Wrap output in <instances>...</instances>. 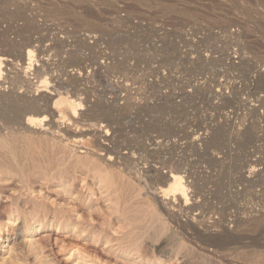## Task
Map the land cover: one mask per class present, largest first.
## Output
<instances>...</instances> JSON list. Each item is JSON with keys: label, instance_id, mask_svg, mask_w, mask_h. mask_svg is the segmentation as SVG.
<instances>
[{"label": "rangeland", "instance_id": "obj_1", "mask_svg": "<svg viewBox=\"0 0 264 264\" xmlns=\"http://www.w3.org/2000/svg\"><path fill=\"white\" fill-rule=\"evenodd\" d=\"M9 1L4 74L64 105L0 126V264H264V0Z\"/></svg>", "mask_w": 264, "mask_h": 264}, {"label": "bare ground", "instance_id": "obj_2", "mask_svg": "<svg viewBox=\"0 0 264 264\" xmlns=\"http://www.w3.org/2000/svg\"><path fill=\"white\" fill-rule=\"evenodd\" d=\"M3 0H0V3H4V2H2ZM6 1V0H5ZM12 1H14V0H12ZM8 2H9V4H10V1L8 0ZM8 2H5L6 4H8ZM91 2V1H90ZM87 3V2H86ZM5 4V5H6ZM8 4V5H9ZM13 4V3H12ZM21 4V3H20ZM82 4V3H81ZM14 5V4H13ZM22 5V4H21ZM51 5V4H50ZM10 6H11V4H10ZM16 6V5H15ZM18 6V5H17ZM56 6V5H55ZM8 7V6H7ZM19 7V6H18ZM25 7V6H24ZM54 7V6H53ZM16 8V7H15ZM22 8H23V6H22ZM21 8V9H22ZM56 8H58V7H55L54 9H56ZM18 8H16V10H17ZM20 9V8H19ZM16 10H15V12H16ZM59 10V9H58ZM64 10V9H63ZM50 11H51V13H52V11H54V10H51L50 9ZM14 12V13H15ZM21 12V11H20ZM55 12V11H54ZM53 12V13H54ZM19 12H18V10H17V15L21 18V19H23L24 17H23V15H19L18 14ZM22 13V12H21ZM62 13H65V12H62V11H57V14H62ZM89 13H91V12H89ZM56 14V13H55ZM65 14H67V13H65ZM91 16V14H88V15H86V16H88V17H90ZM95 15V14H94ZM93 15V13H92V17H96V16H94ZM55 16V15H54ZM17 17V16H16ZM15 17V18H16ZM87 17V18H88ZM92 17H90V18H92ZM14 18V17H13ZM14 18V19H15ZM18 18V17H17ZM19 18V19H20ZM25 19V18H24ZM89 19V18H88ZM93 19V18H92ZM94 19H97V17L96 18H94ZM18 20V19H17ZM86 21H88L89 23L90 22H92V21H90V20H87V19H85ZM100 20V19H99ZM99 20H97V21H99ZM23 21V20H22ZM28 20H26V26L25 27H28L25 31L23 30V33H21V36H22V34H25V32H31V31H35L37 28L34 26V25H30V24H27L28 22H27ZM83 24H86L87 22H82ZM88 23V24H89ZM30 25V26H29ZM100 25H101V23H100ZM89 26H91L90 24H89ZM18 27V26H17ZM91 28H99L98 26H97V24H96V26L95 25H93L92 24V26H91ZM40 31V30H39ZM24 36V35H23ZM25 37V36H24ZM45 38V37H44ZM29 39V38H28ZM41 42V41H40ZM7 43V42H6ZM23 43V42H22ZM80 43V42H79ZM13 44V43H12ZM15 44V43H14ZM14 44H13V46H14ZM11 45V44H10ZM79 45V44H78ZM12 46V45H11ZM17 46H19V45H17ZM20 46H22V45H20ZM32 45H29V44H25L23 47H19V48H15L16 50L18 49V51L19 52H21L22 54L24 53V52H26V55L28 56V59L31 61V62H34V59H35V50L34 49H31L32 47H31ZM80 46V45H79ZM78 46V47H79ZM83 46H84V44H83ZM7 47V46H6ZM16 47V46H15ZM82 47V46H81ZM14 49V48H13ZM79 52V51H78ZM78 56V55H77ZM77 58V57H76ZM37 59V58H36ZM7 59L6 58H4V57H2V55H0V84H2V82L4 83V82H9V84H11L10 85V87L12 86V91L11 90H9V91H7V92H9V93H6V92H2V88L3 87H1V85H0V126L1 127H3L6 131H8L9 133H16V132H20V131H22V129L24 128V129H26V130H28L29 129V131L30 130H38V129H43L45 126H46V123L49 121V118H51V117H53L54 115H55V110L57 109V108H61V107H63L62 106V104H63V101H62V99L61 100H56L55 102H54V107H51V101H52V99L53 98H51V97H49V95L48 96H46L47 94V91H48V89H49V82H48V80L46 79V80H44L43 79V81L41 82V84H39L40 85V87H39V90H40V92L41 93H43L44 92V94H46L45 96H44V94L43 95H37L38 97H35V96H33V97H31V96H29L30 94H31V91H32V87H28V85L30 84H28L27 85V87H28V89L27 90H25V93H23V94H21V93H18V90H19V88H21V84H23L24 82H25V80L23 79V77L21 76V74H18V73H15V74H11V77H10V75H5L4 73V71H3V64H4V61H6ZM72 60V59H71ZM80 61V60H79ZM83 61V60H82ZM76 62V61H75ZM77 63V62H76ZM83 64V63H82ZM30 65V64H29ZM81 65V64H80ZM240 65V64H239ZM35 66V65H34ZM236 66V65H235ZM243 66V65H242ZM10 67V66H9ZM241 67V66H240ZM239 67V68H240ZM4 68H5V66H4ZM30 68V67H29ZM236 68V67H235ZM244 68V67H243ZM243 68H242V70H243ZM36 69V68H35ZM32 70V69H31ZM40 70V69H39ZM39 70H38V72H39ZM241 70V69H240ZM241 70V71H242ZM244 71V70H243ZM246 71V70H245ZM245 71H244V73H245ZM17 72V71H16ZM21 73V72H20ZM8 74V73H7ZM69 76V75H68ZM47 78V77H46ZM54 80V79H53ZM71 80H72V78H71ZM31 81V80H30ZM39 81V80H38ZM264 81V80H263ZM72 82V81H71ZM70 82V83H71ZM26 83V82H25ZM57 83V82H56ZM73 83V82H72ZM74 83H75V81H74ZM263 83V82H262ZM77 84V83H76ZM4 85H5V83H4ZM69 87V86H68ZM58 88V87H57ZM37 89V88H36ZM11 91V92H10ZM35 92V91H34ZM53 94V93H52ZM52 96V95H51ZM80 98V97H79ZM168 99V98H167ZM264 99V98H263ZM78 100V99H77ZM229 101H231L232 102V100L230 99ZM67 102V101H66ZM80 102V101H79ZM65 103V102H64ZM230 103V102H229ZM232 104V103H231ZM231 104H229V105H231ZM64 105V104H63ZM72 105H73V108L72 109H70V110H72L73 111V113H74V117H75V114L77 115L78 114V111L81 109L80 107H81V103H78L77 101H76V99L75 100H73L72 101ZM83 105V104H82ZM98 107V106H97ZM230 107V106H229ZM80 108V109H79ZM69 109V108H68ZM66 110V109H65ZM65 112V111H64ZM69 113V112H68ZM252 113V112H251ZM71 115V114H70ZM105 115V114H104ZM255 117V116H254ZM89 120V119H88ZM113 120V119H112ZM73 121V120H72ZM77 122V121H76ZM86 122V121H85ZM115 122V121H114ZM80 124V123H79ZM78 124V125H79ZM74 125V124H73ZM0 127V128H1ZM79 127V126H78ZM72 128V127H71ZM98 128V127H97ZM104 128V127H103ZM255 128V127H254ZM111 130V129H110ZM80 131V130H79ZM78 131V132H79ZM1 132V131H0ZM36 132V131H35ZM108 132V131H107ZM106 132V137L108 136V133ZM111 132V131H110ZM117 132V131H116ZM247 132V131H246ZM74 133V132H73ZM249 133V132H248ZM247 133V134H248ZM68 135V134H67ZM114 135V134H113ZM105 137V138H106ZM187 137V136H186ZM253 137V136H252ZM78 138V137H77ZM83 141V140H82ZM81 140H80V142H82ZM79 142V141H78ZM107 142V141H106ZM144 146V145H143ZM121 147V146H120ZM144 148V147H143ZM143 148L141 147V149L143 150ZM116 149V148H115ZM145 150V149H144ZM115 154H118L117 152L115 153ZM111 157H112V155H110ZM151 158V157H150ZM126 160H128V161H131V160H129V159H126ZM125 160V161H126ZM124 161V162H125ZM129 163L130 162H127V164H126V166H128V167H126V170L127 171H129L130 172V170H129V167L131 166V165H129ZM132 163V162H131ZM211 163H212V161H211ZM261 163V162H260ZM257 164V163H256ZM114 165V164H113ZM253 165V164H252ZM168 166V165H167ZM247 166V165H246ZM251 166V165H250ZM114 167H116V166H114ZM252 167V166H251ZM256 167V166H255ZM140 168V167H139ZM132 173V172H131ZM138 174V173H137ZM154 174V173H153ZM251 174V173H250ZM150 175V174H149ZM158 176H159V174H157ZM157 175H155V176H157ZM171 176L170 177H163V176H161L160 175V177H158V182H159V186L161 187V185H163V183H164V185H167V190L166 191H168L169 193H173V194H175L176 196L177 195H181V196H183L185 199H189L190 198V196H189V194H188V191H189V187H187V182H186V180H185V177H183L181 174H179V173H172V174H170ZM152 177H154V176H152ZM150 178V177H149ZM150 179H152V178H150ZM149 179V180H150ZM154 179V178H153ZM157 178H155V180H156ZM148 180V179H147ZM148 180V181H149ZM154 180V181H155ZM145 181H146V179H145ZM157 181V180H156ZM155 181V182H156ZM144 182V181H143ZM147 182V181H146ZM150 182H151V180H150ZM153 182V181H152ZM155 182H153V183H155ZM157 182V183H158ZM148 183L149 182H147V184L146 185H148ZM152 184H150V186H151ZM155 185V184H154ZM153 185V186H154ZM157 186H158V184H156ZM189 186V185H188ZM155 188V187H154ZM165 189V188H164ZM157 191V190H156ZM155 191V192H156ZM158 192V191H157ZM156 192V193H157ZM162 192H163V190H162ZM155 194V193H154ZM158 194V193H157ZM174 195V196H175ZM175 196V197H176ZM178 197V196H177ZM181 198V197H180ZM188 202V201H187ZM156 204V203H155ZM162 214V213H161ZM158 216H160V215H158ZM163 217V216H162ZM162 217H160V218H162ZM160 218H158V220H161ZM162 221V220H161ZM204 222V221H203ZM10 223V222H9ZM15 224V223H14ZM257 225V224H256ZM254 226V225H253ZM257 227V226H256ZM255 227V228H256ZM253 229V228H252ZM257 229V228H256ZM224 236V235H223ZM218 237V236H217ZM220 238V237H219ZM222 239L223 238H225V236L224 237H221ZM228 238V237H227ZM227 238H225V239H227ZM235 238V237H234ZM216 240L218 239V238H215ZM222 239H220V240H222ZM225 239L224 240H222V242L223 241H225ZM229 239V238H228ZM230 239H232L231 237H230ZM229 239V240H230ZM210 240V239H209ZM238 240H239V238H238ZM208 241V240H207ZM232 240H230V242H231ZM215 242H217V241H215ZM221 243V241H218V243ZM229 242V241H228ZM224 244V243H223ZM222 244V245H223ZM226 244H227V242H226ZM234 244V243H233ZM227 245H230L229 243L227 244ZM261 245V244H260ZM259 245V246H260ZM3 246V245H2ZM226 246V245H225ZM224 246V247H225ZM6 247V243H5V245L3 246V248H5ZM228 247V246H227ZM13 250V249H12ZM252 251V250H251ZM250 252V251H249ZM7 253V252H6ZM5 253V254H6ZM83 255V254H82ZM80 256V255H79ZM79 256H77L78 258L77 259H79L80 257ZM84 258V257H83ZM6 259V258H5ZM11 259H13V258H11ZM80 259H82V257L80 258ZM11 261V260H10Z\"/></svg>", "mask_w": 264, "mask_h": 264}]
</instances>
